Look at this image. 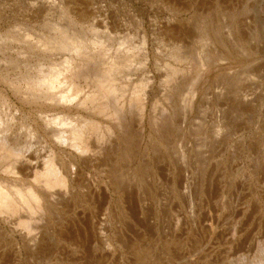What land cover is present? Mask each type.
Here are the masks:
<instances>
[{"label":"rangeland","instance_id":"rangeland-1","mask_svg":"<svg viewBox=\"0 0 264 264\" xmlns=\"http://www.w3.org/2000/svg\"><path fill=\"white\" fill-rule=\"evenodd\" d=\"M0 37V105L11 81L75 58L61 37L96 52L81 99L108 77L110 62L124 65L115 84L125 111L112 109L129 128L115 129L100 171L83 167L116 181V191L109 206L102 196L81 199L90 210L77 213L80 222L67 210V222L53 223L56 232L70 227L42 243L48 264H106L88 234L107 207L117 252L110 264H264V0H0ZM46 42L48 51L25 48ZM142 89L150 100L141 126L134 97ZM60 111L48 104V114ZM35 257L21 264L45 262Z\"/></svg>","mask_w":264,"mask_h":264},{"label":"bare ground","instance_id":"bare-ground-1","mask_svg":"<svg viewBox=\"0 0 264 264\" xmlns=\"http://www.w3.org/2000/svg\"><path fill=\"white\" fill-rule=\"evenodd\" d=\"M2 42L0 37V43ZM10 42L15 41L10 39ZM143 42L145 46L146 39ZM58 43L60 49L69 50L74 54L75 58L71 59L72 61L64 62L62 70H57V68L55 71H50L49 74L48 71H41L36 76H29L28 73L27 76L24 75L16 81H11L10 96L12 97L2 95L1 98L0 264L9 262L21 264L23 261H30L36 255H40L41 260L45 261L40 264H48V249L43 248L40 254L42 243L46 240L48 241V237L53 241H58L57 239L62 236L64 238V235L67 234L62 235V233L70 225V223L69 225L66 224L67 228L63 226L64 231L61 230L63 232H56L53 223L62 222L63 219L66 221L65 212L67 210L71 212H69V215H72L71 217H77V213L79 214L80 210L83 215L88 214L86 212L90 210L89 204H93L96 196H102L104 199L103 203L109 206L112 199L110 190L116 191L115 180L113 182L108 176L109 186L104 180H96L89 173H84L83 167L100 171L102 159L104 158L102 156L105 151L107 148H113L115 145L113 143H117L115 129L121 127L123 132V129L127 131L129 128L125 119L118 120L117 115L114 114L116 112H113L112 109L117 107L120 111H125L124 103L121 102L120 104L116 99L120 89L115 84L116 73L124 65H121V62L118 61L110 62V67L106 71L108 77L105 80L97 81L96 90L93 88L95 92L93 91L94 93L92 92L89 95L86 94L81 99L80 95L84 91L80 83L84 78L83 71L85 66L95 60L96 52L88 53L87 50L85 51L87 53L82 54L81 45L69 43L64 37H61ZM40 44L39 46L26 44L25 48H28L30 53L33 52L35 47L36 49L43 47L44 51H48V42L42 44V46ZM98 45H101V43H98ZM2 47L0 45V50H2ZM83 48L85 49V47ZM94 49L97 50V48ZM99 49L102 51L103 47L100 46ZM106 52L104 51L105 54ZM81 54L82 56L79 57ZM101 54L100 52L97 56H103ZM123 88L125 87L123 86ZM140 94L136 97L137 99L134 97V102L139 106L140 118L138 121L139 125L142 126L147 102L150 99H148L149 95L144 89H142ZM110 99H114L112 101L113 104L110 103ZM48 104L55 105L62 111L48 114ZM5 106L9 108V112L5 111ZM38 106L40 110H36L33 113L32 110ZM42 108H47V112L42 110ZM27 109L29 111H26ZM12 111H15L16 114H12ZM73 111L77 113L72 114ZM98 119H101V121H98ZM134 123L136 124V122ZM131 125L130 127H132ZM140 133H143L142 130ZM126 138L129 139L131 137ZM125 155L127 156V147ZM133 158L135 159V156ZM135 168H138V164ZM140 170H142L141 165L138 172ZM118 172L120 171L118 170ZM81 199H85L89 204L82 203ZM122 203L121 201V207L123 206ZM96 207L98 208V206ZM141 208L143 207L141 206ZM109 209L111 207H107L104 212L103 210L102 212L98 211L99 214L97 213L94 220H91V234H88L96 243L95 245L93 242V249H95V246L101 249L100 258L106 264H110L117 258V252L113 251V242L109 236L112 232V219L110 220L108 215ZM143 209L139 210L141 214H144ZM77 218L79 219V216ZM87 239L89 240L88 237ZM57 250L58 253L63 255V258L64 254L68 252L64 245L60 246L59 244H57ZM119 256L121 257L122 255L119 254Z\"/></svg>","mask_w":264,"mask_h":264}]
</instances>
